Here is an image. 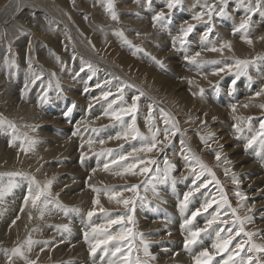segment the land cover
I'll return each mask as SVG.
<instances>
[{"label": "rangeland", "instance_id": "374dc122", "mask_svg": "<svg viewBox=\"0 0 264 264\" xmlns=\"http://www.w3.org/2000/svg\"><path fill=\"white\" fill-rule=\"evenodd\" d=\"M2 1L0 0V5L4 4V6L0 8V15L2 17L5 16V18L0 22V91L9 89L12 104L18 107V109L10 108V112H5L3 117L0 118L14 125L13 128L6 124L4 128H0V134L1 136H5V139L2 138V140L3 142L5 141L4 145H6V148L10 146L14 150L13 153H19L15 156V161H21L20 153L29 156L27 153L34 152L35 147H38L40 141H42L38 135H41L39 129L44 128V126L41 124L42 120H40L39 113L43 114L44 119L49 120L46 123L48 126L54 124L60 127L59 130L54 132L57 134L60 143L67 142L71 145V148H73L72 153H81L80 149L83 150V156L87 153H92L80 162L83 163L82 170L104 167V163L109 164L110 169H116L126 161H120L119 165H113L111 162L114 159H118L124 152L129 162L136 159V157L152 160V157L160 153L164 145L157 146L160 151L153 150L150 153L134 151L146 143L139 136L136 139H132L129 136L127 140L108 139L104 144L99 143L95 147V150L90 152L85 151V149L88 145L95 144L80 142V140H103L104 138L115 137L118 133L125 131L126 126L128 127L132 123L131 116H124V123L122 124L111 116L104 115V113L105 111H118L121 107L130 106L132 104V97L136 96L135 93H132V88L142 87L141 90H144L149 96L144 94L141 96L142 98L140 97L142 105L139 102L137 103V110L135 112L136 127L139 133L144 136H146L144 130L146 124L154 125V129L160 128L162 130L165 125L162 121L161 109L165 113H168L173 118V122L177 123L180 129L179 134L181 135V139L176 138L173 141V145H168V153L179 155L178 161L180 164L190 162L191 165H194L193 167H196V170L200 169L196 165V161L186 160L185 157L195 155L200 159L201 153L206 147L201 142V136H208L214 130L216 122V125L226 133V138L229 140L225 145L239 147L243 155L249 153L251 160L256 164L260 163L257 166L259 169L258 175L264 178V153H259L260 150L257 146H253L252 148L245 147L247 138L250 136V133L246 129L248 118H253L251 123L254 131L259 129V121L264 119V109L258 107V105L264 104V95L256 96V93L261 91L264 86V39H261V37H264V3L261 4L259 10L249 12V6L255 8L257 0H226V3L223 0H181V3L176 8L169 11L166 7L167 0H160V2L159 0H113L114 11L117 14V19L114 20L106 8L107 0ZM11 2H13L12 7ZM127 3H129V7H125ZM210 4L215 5L211 19H209L207 14L200 21L192 19L194 15L200 12L206 13L207 9L205 5ZM119 6L123 8H119ZM221 6L224 7L223 14H219ZM9 7L12 8V11L2 14ZM161 11L166 13L167 19L156 23V26L153 27V17ZM74 15L83 22L81 26L76 24L73 18ZM244 19H249L247 32L239 29V25ZM95 20L99 21L101 26L92 29ZM188 24H192L195 27L187 37V43L182 47L179 41H177L175 47H173V39L179 36L180 29L182 27L186 28ZM29 25L33 27L32 35L37 40V43L33 48L28 47L25 49L28 45L29 36L27 31L29 30ZM146 25L151 28L152 31H150L152 33L154 32V40L153 36L150 35L151 37H149L141 33V28ZM209 28L211 29L210 32ZM35 30L39 31V33L37 34ZM64 30H69L68 36L62 34ZM70 30L72 32L71 35ZM87 31H91V35L96 37L99 42V48H97L98 44L94 42ZM17 32L25 36V45L17 41ZM121 32L123 33V37L131 41V45L125 43L124 38L118 35ZM205 33H207L206 39L204 38ZM245 37L251 39L252 43H247ZM68 41L70 42L69 48ZM233 42L240 43L244 47V50L241 51L234 48L233 44L231 45V49L225 47L222 51L216 52L207 50L213 47L219 49L221 45ZM137 48L143 49V51L135 52ZM32 49L34 54H31ZM200 51L202 53L197 58L198 61L201 60L200 63H191L186 59V57H191ZM134 52L135 54H133ZM71 55L79 57V59H75L74 61L75 63L78 61L77 66L69 62ZM27 56L30 62H27ZM153 57H155V60L163 63V68L152 59ZM237 60L249 61L246 71L239 75H237L235 67ZM88 64L92 65L94 72L88 70ZM82 66L85 69L83 72L81 71ZM229 66L233 69L229 70ZM4 69H8L7 72H3L2 70ZM220 69H224V71H220ZM34 70L42 72L45 76L32 83ZM217 72L219 74L215 75L214 73ZM62 74L64 75L62 76ZM23 76H27V82L21 83L20 80ZM128 78L131 79V82L128 81ZM168 78L170 81L163 84L162 80H168ZM105 81H111V83L106 84ZM25 83L28 85L27 89H25ZM97 84H100L101 87H97ZM126 84L132 85V87L124 88L123 99H119L120 93L117 91V86ZM140 88H137L139 94L142 92ZM201 89H203V95L200 93ZM240 89L242 96L238 91ZM107 91H111L112 95L104 99L102 93ZM247 96L248 99L246 98ZM241 97H244L245 99L243 100L245 101H242ZM14 101H17V104ZM249 101H254V109H250L249 106L246 110L248 116H244L243 110L240 111L243 107L241 104ZM0 103H4L5 110L8 109L5 105V100L0 99ZM53 103L55 104L53 105ZM109 104L112 105L111 109H109ZM232 105H236V113L232 111ZM207 106L210 109L215 110V107L219 109L217 108L218 111L216 112L213 110L212 115L207 116L204 115V111L200 112L201 109H206ZM48 107L49 109H47ZM56 107H58L61 120L70 126L69 130L56 116ZM69 108L72 109L71 113L64 116V113ZM220 109L224 110L225 113L219 112ZM139 111L143 114L140 122L138 120ZM250 111L251 115H249ZM156 112H158V118L155 115ZM35 113H38V119L33 121L30 117ZM150 113L153 115V119L148 120ZM220 114L222 117L224 114L225 121L221 119ZM202 121L205 123H202ZM228 121L230 122L229 126L227 125ZM238 122L245 129L243 133H237L233 128V125ZM31 123L37 124L33 125ZM93 129H96V131L94 132ZM231 129L234 130V133H232ZM206 131L208 132L207 135H205ZM188 133L196 139L200 148L196 147V144H190L189 146L185 143L181 144L182 139ZM71 134L75 135L76 140L75 138L70 139ZM159 139L163 140L162 133ZM30 141H34L33 145L35 146H30ZM211 143L212 141H209V144ZM183 147L185 150H180ZM25 148H30V150L25 151ZM189 149L190 151H188ZM109 150H111L110 153ZM43 151L56 153L55 158H58L57 153H62L55 143L45 146ZM216 151L222 155L218 167L235 166L223 144H220L218 148L211 147L203 156L206 157L209 152ZM102 152L103 154H101ZM130 153L132 155H129ZM64 159L60 158L57 165H60ZM149 167L152 169L154 165H149ZM36 170L38 172L41 170L38 173V181L32 172L21 173L22 175L18 177L3 175L2 181H0L3 185H7L10 180L13 182L17 181L18 178L20 179L14 184L12 190L3 199H0V208L5 207V205L9 206L15 202H8L6 199H10L19 186L22 190H20L21 192L17 191L16 198L21 202L20 205L18 204L17 212H22L21 208L25 209L26 207L24 206L23 199L27 195L29 187H35V184L43 187L49 181H54V164L44 166L42 163H39ZM221 172L224 173L225 171L222 170ZM63 174L71 181H76L78 178L74 171H65ZM147 174L144 175L146 176ZM190 174L192 175L191 170ZM33 178L35 179V184L33 183ZM173 179L175 183L172 182ZM192 179H195V177L193 176ZM210 180H213L211 175L208 173L207 175L203 174L201 179L197 181V184ZM215 180L221 182L220 179L216 178V174ZM212 183L217 184L215 181ZM209 184L207 183L206 187L200 188V191L196 192L198 197H191L190 201L196 202L197 199L201 205L210 193L209 188L211 184ZM127 186H130V184L106 185L104 188L122 190ZM54 187L56 186H53L51 183V196L49 199L58 201V193L53 189ZM151 187V190L158 194V202L153 209L155 207H164L168 209L169 213V216L166 213L167 219L161 217L159 222L167 221V228L171 233L177 234L178 228L187 229L184 226L185 218H180L182 214L181 201L184 198V192L181 194L176 190V178L174 174L170 172L169 179L166 182L163 184L155 183ZM185 188L188 191L186 185ZM232 189L237 192V189ZM163 193L174 197L175 204L173 202L171 204L173 208L166 205V199L162 196ZM258 197L264 200V193H260ZM120 199L123 200L124 198ZM247 199L249 201L255 200V198ZM65 205L61 204L57 207V214L67 219L70 210ZM50 208L53 207H48L45 210ZM79 208L80 205H77L76 211L84 215L86 209ZM117 210L105 209L104 212L99 211L97 213L98 221L95 222V226H101L107 223L109 219H114L117 215ZM170 210H174V213ZM224 210L225 207L220 209V211ZM258 210H262L261 207ZM262 212L264 213V210ZM29 217L30 215L27 212L22 213L20 222L23 224V233L12 246L4 249V254H2L4 259L0 260L3 264H8V255L11 254V247L18 246L16 245L17 242L32 247L35 241H37L30 232L33 228L30 224L34 223L35 220ZM158 217L160 216L158 215ZM223 217L226 218L227 215H223ZM46 218L49 217L45 216ZM210 218L211 215L208 212H201L192 221L190 227L192 229L203 228L205 226L203 224ZM2 219V216H0V223H3ZM233 223L234 221H229L227 225L231 227ZM116 225L113 224L107 231L113 235ZM218 227H220L219 224L213 225V229ZM77 229L80 233L81 226H78ZM50 232L45 234L46 229L42 230L38 238L45 248L49 244L48 241L45 242L44 238ZM159 232L166 237L160 240L161 251L172 253L175 256L178 250L181 252L184 250L185 243L183 242L181 245L177 243L176 248L170 252L169 247L176 242L175 235H169L167 230L165 232L159 230ZM211 233L215 232L209 230L207 233H202L198 238L200 251L204 248H209L212 244L210 240ZM97 234L101 238H104L103 234ZM241 236L236 238L239 240ZM2 240H4V237H2ZM29 241H31L30 245ZM6 244H1L0 249L5 247ZM131 251L136 259L144 261L147 264H153L146 258L136 256L137 250L133 243L131 244ZM240 255L246 258L249 253L245 250ZM82 259V257L79 258L78 262L81 263ZM237 260H239V257H237ZM29 262H35V264H69L64 259L62 261L51 262L49 256L46 254H36L32 261L29 258L28 262H24L23 260L21 262L12 261V264H29ZM212 264H217L216 258Z\"/></svg>", "mask_w": 264, "mask_h": 264}, {"label": "bare ground", "instance_id": "6f19581e", "mask_svg": "<svg viewBox=\"0 0 264 264\" xmlns=\"http://www.w3.org/2000/svg\"><path fill=\"white\" fill-rule=\"evenodd\" d=\"M159 2H160V0H159ZM12 3L13 2H11V7H12ZM3 6H4V4H1L0 8H2ZM129 6H130L129 3H127L125 5V7H129ZM11 7H9L7 10H5L2 14H4L5 12L6 13L11 12L12 11ZM119 8H123V7L119 6ZM263 11H264V7H263ZM140 14H142V13H140ZM230 17H229V19H230ZM4 18H5V16L2 17L0 15V22ZM73 18H74V20L78 26H81L83 24V22H81V20L77 19V16L74 15ZM181 20H183V19H181ZM142 23H144V22H142ZM137 25H139V24H137ZM100 26H101V23L99 21L95 20L92 29L99 28ZM147 26L148 25H146L144 27L141 26L142 27L141 33H143L144 35H147L149 37L153 36L152 38L154 40V38H155L154 34H153L154 32L152 33L151 28L147 27ZM137 27H139V26H137ZM28 28H29V30L27 31V33H28L29 39H28V45L25 49H27L28 47L33 48L34 46H36V43H37V40H35V37L32 35L33 34V27H31V25H29ZM35 32L37 34L39 33V31H37V30H35ZM229 32H230V30H229ZM87 33L89 34V36H91L93 38L94 42L98 44L97 48H99V42L97 41L96 37H93L91 35V31H87ZM62 34L64 36H68L69 30L62 31ZM71 34H72V32L70 30V35ZM16 39L18 42L23 43L24 45L26 44L25 36H23L19 32L16 33ZM61 39H62V37H61ZM156 40H158V39L156 38ZM232 44H233L234 48H237L241 51L244 50V47L241 46L240 43H237V42L236 43L235 42L230 43V45H232ZM69 45H70V42L68 41V48H69ZM200 53H202V52L200 51ZM31 54H34L33 49L31 50ZM40 57H41V55H40ZM75 59H79V57L77 55L76 56L71 55L69 58V62L77 66L78 61L75 63L74 62ZM203 60H204V58H203ZM27 62H30L28 56H27ZM7 70L8 69H4L2 71L7 72ZM209 71H211V70H209ZM33 73H35V74L37 73L38 75H40V77L45 76L44 74H42V72H39L36 70H34ZM63 75L64 74H62V76ZM175 75L178 76L177 74H175ZM24 81L27 82V76H23L22 79L20 80L21 83H23ZM128 81L131 82V79L128 78ZM169 81H170L169 78H168V80H162L163 84H166ZM262 85H259V86H262ZM137 88H140V87L132 88V93L133 94L135 93L136 96H138V94H139L137 92V90H138ZM141 88H140V90H141ZM263 89H264V86H263ZM141 91L144 94H146L147 96H149L144 90H141ZM238 91H239V94L242 96L241 89ZM251 95H253V94H251ZM244 97H241L242 101H245V100H243V99H245ZM249 97H250V95H249ZM141 98H140V100L137 101V103L138 102L140 103ZM246 98L248 99V96ZM0 99L5 100V105L8 108L7 110H5L4 103H0L1 104L0 105V118L3 117L5 112H10V108L18 109V107L14 106L12 104V98H11V93H10L9 89H7L6 91H0ZM152 99L155 100L153 97H152ZM253 102H250V101L246 102V103L242 102L243 104H241V105H248V107L250 106L249 108L252 109L253 105H254ZM14 103L17 104V101H14ZM54 104L55 103H53V105ZM248 107L243 106L242 109L240 110V111L243 110L242 113L245 114L244 116H248V114L246 112ZM217 108L218 107H215V110H214L212 108L211 109L208 108V106H207L206 109H201L200 112L202 113L204 111V113H205L204 115L210 116V115H212L213 110L215 112L218 111L219 108L218 109ZM47 109H49V107ZM56 110H57L56 116L60 119L61 123L65 127H67V129L69 130L70 126L61 120V116L59 115L58 107H56ZM219 112L225 113L224 110H222V109H220ZM65 113H64V116H65ZM157 114H158V112L155 113L156 117L158 116ZM142 115H143L142 112L139 111V113H138L139 122H140ZM249 115H251V111H250ZM151 116L153 119V115H151ZM220 116H221V114H220ZM39 117H40V120H42L41 124H43V126H44V128L39 129V133L41 135H38L42 141H40V144L38 145V147H35L34 152L27 153L29 156H25L24 153H20L21 154L20 155L21 161H15V156L19 153H13L14 150H12L10 148V146H8L6 148V145H4L5 141L3 142V140H2V138L5 139V136L3 135L4 136L3 137L0 134V175L5 174V173H10L12 171L14 173H22V174H24V172H32L35 174V179L38 181V176H39L38 173L41 170L38 172L36 170V167L39 165V163H42V165H44V166H47L48 164H54V170H55V177L54 178L55 179L51 183L53 186H56L53 189H55L57 191L59 198H58V201H52V203L47 205V208L48 207H53V208L45 210L43 218H41L40 212L36 208H33L31 206V203H29L22 212H17L18 204L20 205V203H21L16 198V196L18 194L17 191L22 190V188L18 186L16 190L14 189L15 190V193H13L14 195L11 196L10 199H6V201H8V202L15 201V202L9 206L5 205V207L0 208V216H2V218H3L2 219L3 223H0V245L7 243L5 245V247H3L4 246L3 245L2 246L3 248L0 249V255H1L0 260L4 259V256L2 255V254H4L3 253L4 249L8 246H12V244H14L17 241V238L22 235L24 228H23V224L20 222V218L22 216V213L24 214L27 212L35 220L34 223L30 224L31 226H33L32 230L30 232L33 235V237L35 238V240H37V241H35V243L32 247H30V249H31L30 251H29V246L21 244L19 242L16 243V245H18V246L11 247L10 251L19 247L23 252V258L20 256H14L12 258V261H14V262H21L22 260L24 262H28L29 258H31V261H32V259L36 256V254H46L47 256H49V259L51 262L62 261L64 259V261L69 262V264H109V261H114L115 264H125V260L123 259V257H125V256L127 257V264H137V261H139L140 264H147L144 261H140V260L136 259L132 255L131 244L133 243L134 247L137 250L136 256L146 258L149 262H151L153 264H190L189 260L193 264H195V257L197 255H199V253L201 252L200 248H199L198 240H197V243L190 245L189 248H187V249L184 246V250L182 252L180 250H178V252L175 256H173L172 253L170 254L166 251L160 250V246H161L160 240H163L166 237L161 235L159 230H163L164 232L167 230L169 235H172V236L175 235L176 242H174V244L169 247L170 252H172L176 248L177 243H179V245H181V243H183V242L185 243V239L188 236L189 232L187 231V229L178 228L177 234L171 233L170 230H168V228H167L168 227L167 221L165 222V220H164V221L159 222V219L161 217H165L167 219L166 213L168 212V209L162 208V207H157V210H158L157 213L160 216L157 218H156V211L154 212L155 208L153 209V207L156 206V203L158 202V199H157L158 194L156 192H154L153 190H151L152 189L151 185L155 184V183L156 184H159V183L163 184L164 182L161 183V182H157V181H152L151 177L156 174L155 173V168H156L155 166H157V165H160L159 169L162 172L161 175H163V170L166 168V165L164 163L165 159H167L169 161V163L173 166V170L171 171V173H173L174 177L176 178V190L178 191V193L183 194V192L184 193L187 192L185 185H186L188 191L193 186V180L194 179H192L193 175L190 174V170L194 165H191L190 162L180 164L178 161V158L180 157L179 155L168 153V147H169L168 145L169 144L173 145L174 144L173 141L176 138L181 139V135L179 133H177L174 136H170L169 137L170 142L164 141V144H163L164 146L162 147L163 149H161L160 153H157L156 156L152 157V160L157 161V164L154 165V167L152 168V171L149 172L146 176L144 174L139 173L138 169L142 166L139 164L137 166V169H135V171H137L136 175H132L130 173H125L124 175L119 176V175H115V172L121 171L122 170L121 166H127V164H129V163H135L138 160V157H136V159H134L131 162H129L127 159V160H125L126 162L123 165L117 167L116 169H109V171H105L104 167L89 168L86 170H82L81 168L83 166V163H80V162L85 157H87L88 155H90L92 153H87L86 155L83 156L84 153H82L83 150H81V149H80L81 153H77V152L72 153L73 148H71V145L67 142L60 143V141L58 140L57 134L54 132V131L59 130L60 127L58 125H54V124H51L50 126H48L46 123L49 122V120L44 119V116L41 113H39ZM30 119L33 121H36L38 119V113L33 114L30 117ZM221 119L225 121L224 114H223V117L221 116ZM31 124L34 125L37 123H31ZM228 124H230L229 121H228L227 125ZM5 125L6 124L0 126V128H4ZM214 125H215L213 128L214 130L211 132L214 135V139L212 140L210 147H205V149H203V152L201 153L202 156H200V161L203 162V164H205L209 169H211V171L216 174V178L220 179L221 182H219L218 184H214L212 182H214V181L216 182L217 180H210L211 181V183H210L211 185L209 184L210 185V188H209L210 193H209V195H207L208 197L206 198V200H213L214 199L217 202H221L220 189H223V194L227 198V201L231 205V208L236 209V215L240 216V217L249 216L252 218L251 222H247L244 224L245 231L257 233V235H254L252 237V243H254L256 245H264V213L262 212V210H264V200L259 199V197H258V195L260 193H264V178L259 177V175H258L259 169L257 166H259L260 163L256 164L253 160H251L249 153L247 155L241 154V150L239 147L225 145L229 142V140L226 138V136H227L226 133L221 128L219 129V126L216 125V122ZM126 128H127V126H126ZM217 128H218V130H217ZM144 130H145L146 136H150L149 124L145 125ZM0 133H1V130H0ZM232 133H234V130H232ZM207 134H208V132L206 131L205 135H207ZM71 138L72 139L75 138V140H76V137L74 134H71L70 139ZM108 139H109V137L104 138L103 140L106 142ZM182 140L188 146L190 144L191 145L196 144L195 146L200 148V145L197 143L196 139L193 138L191 136V134H189V133ZM88 141L89 140H84V141L80 140V142H82V143H88ZM92 141H94V143H92V144H95V145H88V147L85 149V151L90 152V151L95 150V147H97V145L99 144V142H98L99 140L92 139ZM51 143H55V145H57L62 152V153H57L58 158H55L56 153H49V151L48 152L43 151V148L45 146L51 144ZM220 144H223L225 149H227L228 154L230 155V158L233 160L235 166L218 167L220 161H217L215 158V154L217 151L216 152H209V154L206 157L203 156L204 153L207 150H209L211 147L218 148L220 146ZM33 146H35V145H33ZM183 149H184V147L180 150H183ZM180 150H179V152H180ZM259 153H261V152L259 151ZM121 155L126 156V153L124 152ZM82 157H83V159H82ZM60 158H65V159L60 165H57ZM221 158H222V155H221ZM55 159H56V161H55ZM30 162H31V164H29ZM104 164H106V163H104ZM225 169L228 170L227 174H225V172L224 173L221 172L222 170L225 171ZM65 171H69V172L74 171L77 174V177H78L77 180L76 181L69 180L68 177L63 174ZM196 171L200 172V169H197ZM204 174L207 175L206 172ZM242 174H243V176H242ZM15 177H18V176H15ZM234 177H235L236 181H238V183L233 182ZM19 179L20 178H18L17 181H13V184L17 183L19 181ZM185 182H186V184L184 185ZM196 183H197V181H196ZM114 184H130V186L135 184V185L139 186L135 193L131 192V191H124L123 189L122 190L121 189L116 190V191H119L122 193V195L120 197H118L117 199H120V198L130 199L133 201L132 204L125 206L123 203H117V201L115 199L109 200L108 194H106L103 191V189H105L104 186H106V185H114ZM61 187H62V189H61ZM93 188L100 189L101 191L99 193L94 192ZM232 188L237 189V192L242 193L245 198L240 199L237 196V192L234 191V189H232ZM166 189L168 190V188H166ZM162 196L165 197V199H166V205H168L170 208H173L171 204H172V202L175 204L174 197L172 195L170 196L166 193H163ZM97 197L99 198L100 204L94 205L93 201ZM197 197H198V195L196 193H194V195L192 196V198H197ZM135 198H136V200H135ZM247 198H250V199L255 198V200L249 201ZM199 202L200 201L197 199H196V202L190 201L187 205V208H185L184 210L181 209L182 214L180 215V218H185V219L190 218L191 213L201 206L199 204ZM203 203H201V204H203ZM61 204L67 206L70 210V213H69V216L67 219L62 218L60 215L57 214V207H59ZM77 205H80L79 209H83V208L86 209L84 215L81 214L80 212L76 211ZM101 207L104 210L105 209H110V210L118 209L117 215L114 217V219H117L121 215H124L125 217L131 216L132 222L131 223L128 222L127 218H125V220L121 224L116 225V230H115V233L113 235H116L117 233L121 232L122 229H124L125 230L124 235L127 237L126 239L114 240V241H110L107 245H101L97 249L95 256H93L90 252L91 245H89V242H86L84 239V233H85V231H90L91 228L93 226H95V222L98 221L97 213L100 211ZM224 207H225V210L221 211L222 219L227 220V222L235 221V217L232 215L231 210L228 209L227 206H224ZM260 207L262 210L259 211L258 208H260ZM71 208H73V209H71ZM74 209H75V211H74ZM94 209H95V214L91 217V219H89L87 214L89 211H93ZM216 210H217V206H216V204H213V206L211 208H209L207 212L209 213V215H212L213 213H215ZM170 211L172 213H174V210H170ZM225 212L227 213L226 218L223 217ZM45 216H47L49 218L45 219ZM17 217H19V219H17ZM39 219H41V220H39ZM13 220L16 221L15 224H13L11 222ZM7 222L8 223L10 222V224H8ZM65 225L67 226V228L63 227ZM203 225H205V224H203ZM78 226H81L80 233L78 232V229H77ZM101 226L109 229L112 225L109 227L107 225V223H105V224H102ZM219 226L223 227V228L230 227L227 224H219ZM45 229H46L45 234H47V232L51 231L44 238L45 242L48 241V244H49V246L46 248L41 244L40 240L38 239L40 234H41L40 232L42 230H45ZM128 229H130L131 231L128 232L127 231ZM226 234H227L226 232L222 233V235H226ZM96 235L98 238L103 239V238H101V236L99 234H96ZM2 237H4V240H2ZM215 239H216L215 233H211L210 234L211 242L213 243L215 241ZM246 239H247V237H245L243 235L239 238V240L237 238H235L233 241V245L230 246V248L233 247L237 241L246 240ZM90 240H92V243L95 242V240L92 239L91 237H90ZM145 244H147L148 251L151 253L152 256L156 257V259L153 260L149 256H145V254H144ZM116 247H120L121 252L117 253L116 256H113L112 252L115 250ZM246 248H247V246H246ZM37 249H38V252H37ZM209 250L210 251L212 250L211 245L209 247ZM249 255H252L254 258L258 257L261 260L262 264H264V253L253 252V253H249ZM227 256H228L227 252L221 253L220 255L216 256L217 264H223V260L227 259ZM81 257L83 259H82V262L79 263L78 261H79V258H81ZM0 264H3V262H0Z\"/></svg>", "mask_w": 264, "mask_h": 264}, {"label": "snow or ice", "instance_id": "6c2138e0", "mask_svg": "<svg viewBox=\"0 0 264 264\" xmlns=\"http://www.w3.org/2000/svg\"><path fill=\"white\" fill-rule=\"evenodd\" d=\"M224 3H226V0H223ZM181 3V0H167L166 3V7L168 8L169 11H171L172 9L176 8L179 4ZM264 3V0H257L256 2V6L255 8H252L251 6H249L248 11L249 12H253V11H257L260 9L261 4ZM107 10L111 13L112 19H117L116 13L114 11V3L113 0H107V5H106ZM205 8L207 9V12H200L196 15H194L192 17V19L196 20V21H200L203 19V16L205 14L208 15L209 19H211L212 13L215 10V5H205ZM224 13V7L221 6L220 10H219V14H223ZM167 19V15L165 12L161 11L156 13V15L153 17V27L156 26V23L166 20ZM194 25L192 24H188L187 27H182L180 29V34L179 36H177L176 38L173 39V47H175V44L177 41H179V44L183 47L186 43H187V37L189 36V34L193 31L194 29ZM249 27V19H244L242 20V22L239 25V29L244 30L245 32H247V29ZM211 31V29L209 28V32ZM119 36L123 37V33H118ZM124 38V42L131 45V41H128L126 37ZM205 39L207 38V33H205ZM246 42L251 44L252 41L251 39H247V37H245ZM261 39H264V37H261ZM229 48L231 49V45L230 43H226L221 45V47L219 49L213 47L210 49H207L208 51H222L223 48ZM143 51V49H135V52H141ZM135 52L133 54H135ZM201 53L200 52H196L195 55L191 56V57H186V59L189 60V62L191 63H200V61H198V57H200ZM157 64L160 65L161 68H163V63L161 61L155 60V57L152 58ZM249 61H244V60H237L235 62V67L237 69V75L244 73L247 69ZM87 68L89 71H93L94 69L92 67L91 64L87 65ZM85 69L82 66L81 67V71L83 72ZM229 70H231V66H229ZM220 71H224V69H220ZM215 75H218L219 72L214 73ZM41 77L38 74L33 73V78H32V83H35L37 80H40ZM106 84H110L111 81H105ZM28 85L27 83L25 84V89H27ZM97 87H101L100 84H97ZM132 87V85H123V86H117V91L118 93H120V96L118 97L119 99H123V90L124 88H130ZM201 95H203V89L200 90ZM261 94H264V89H261V91L256 93V96H260ZM103 98L107 99L108 96L112 95L111 91H107V92H103L102 93ZM144 93L140 92V94L138 96H133L132 97V104L128 107H121L118 111H105L104 115L106 116H111L113 119L120 121L122 124L124 123L123 121V117L124 116H131V120L132 123L130 125H128V127L125 129V131H123L122 133H118L115 137H109V139H125L127 140L129 138V136L132 137V139H136L137 136H139L143 141H145L146 143H144L142 145L141 148L139 149H135L134 151L137 152H145V153H150L153 150L156 151H160V149L157 147L158 145H163L164 141H169V137L170 136H174L177 133L180 132L179 127L177 126V123L173 122V118L169 116L168 113H165L163 111V109H161V113L163 116V122L165 127L161 130L160 128H155L154 129V125H149V133L150 136H144L143 134L139 133L137 127H136V117H135V112L137 110V101L140 99L141 96H143ZM244 107H248V105H243ZM91 107V105H90ZM112 105L109 104V109H111ZM258 107L264 109V104L262 105H258ZM232 111L235 112L236 110V105H232L231 106ZM72 109L69 108L67 110V112L65 113V115L67 116L69 113H71ZM152 116L151 113L149 114L148 120H151ZM252 117L248 118V123L246 125L248 132L250 133V136L247 138V143L245 145L246 148H252L253 146H257L260 150L261 153H264V119H261L259 121V129L258 130H253L252 127ZM202 123H205L202 121ZM4 124H8L9 127H13L14 125H11L10 122L4 121L2 119H0V126L4 125ZM233 128L235 129V131L237 133H243L244 132V128H242L240 126V122L236 123L233 125ZM154 129V130H153ZM93 131L95 132L96 129H93ZM163 135V140L159 139L160 135ZM75 134V133H74ZM214 139V135L213 134H209L208 136H201V142L206 146V147H210L209 141H212ZM100 144H104V140H99L98 141ZM170 142V141H169ZM34 141H30L29 144L30 146L32 144H34ZM89 144L94 143V141L89 140L88 141ZM184 141H181V144H183ZM166 146V145H165ZM25 151L30 150L29 149H24ZM190 151V149L188 150ZM111 152V150H109V153ZM103 154V152L101 153ZM129 155H132L131 153ZM215 158L217 161H220L221 159V153L220 152H216L215 154ZM83 159V157H82ZM128 157L121 155L119 156L118 159H114L112 160V164L113 165H119L120 161H125L127 160ZM186 160H194L196 161V165L200 168V172L196 171V167H192L191 168V172L192 175L195 177V179L193 180V186L189 189V191L184 193V198L181 201V209L184 210L185 208H187L188 203L190 202V198L194 195V193L199 192L200 188L202 187H206L207 183H211V181H207V182H202L197 184L196 181H199L201 179V176L207 172L209 175L212 176V179L215 180V174L212 173L211 169H209L205 164H203V162L200 161L199 157H196L195 155H192L191 157L186 156L185 157ZM166 168L163 170V175H161V170L159 169V167L155 168V175L151 177L152 181H157V182H166L169 179V173L173 170V166L169 163V161L167 159H165L164 161ZM139 165H144L143 167H140L138 169L140 174H147L149 172L152 171V169L149 167V165H156L157 161L155 160H151V159H145V158H138V160L135 163H129L127 164V166H121V171H117L115 172V175H119L122 176L125 173H130L132 175H136L137 171H135V169H137V166ZM110 166L109 164H104V170L105 171H109ZM228 170L225 169V174H227ZM3 175H7L9 177H14V176H19L22 175L21 173H5L0 175V181H2V177ZM173 183H175V180L173 179L172 181ZM217 184L219 183V181H216ZM233 182L234 183H238V181H236L235 177L233 178ZM33 183L35 184L34 178H33ZM14 187L13 182L10 180L8 182L7 185H3L2 183H0V199H3V197L12 190V188ZM50 187H51V181H49L47 184H45L43 187H41L39 184H35V187H29L28 189V193L27 195H25L24 197V206H27L29 204V202L31 203V206L33 208H36L39 212H40V216L41 218H43L44 215V211L47 208V205L52 203V200L49 199V197L51 196V192H50ZM138 185H131V186H127L125 187L123 190L124 191H131V192H136L138 189ZM94 192L99 193L101 190L100 189H96L93 188ZM103 191L108 194V198L109 200H116L117 203H123L125 206L132 204L133 201L130 199H117L118 197H120L122 195L121 192L116 191L114 189H110V188H105L103 189ZM221 192V202H217L216 200H206L203 204H201V206L199 208H197L195 211H193L191 213V217L190 218H186L184 221V226L188 229V236L185 239V248H189L190 245L197 243L198 238L201 236L202 233H207L209 232V230H212L215 232V241L211 244V251L209 250V248H204L199 255H197L195 257V264H212V262L215 260L216 256L220 255L221 253H228L227 259L223 260V264H262L261 260L257 257L254 258L252 255H247V257L245 258V256H241V252H246L247 253H253V252H257V253H264V245H256L254 243H252V237L254 235H257V233H252V232H247L244 229V224L247 222H251V217L249 216H244V217H240L236 215V209L231 208V205L228 203L227 198L224 196L223 194V189H220ZM237 196L240 199H244L245 197L243 196L242 193L237 192ZM94 205H99L100 201L99 198L97 197L94 201H93ZM213 204H216L217 206V210L215 211L214 214L211 215V218L208 219L205 223V226L203 228H195L192 229L190 226L192 225V221L201 214V212H207L209 208H211L213 206ZM224 206H227L228 209L231 210L232 215L235 217V221L233 223V225L231 227L228 228H223V227H218L216 229H213V225L214 224H227V220L222 219V215H221V211L220 209L224 208ZM23 207L21 208V211H23ZM75 211V209H74ZM101 212H104V209L101 207L100 208ZM95 214V209L93 211H89L88 212V217L89 219H91V217ZM224 215H227V213L225 212ZM31 218V216L29 217ZM125 218H127L128 222H132V217L131 216H127L125 217L124 215L119 216L117 219H109L107 221V225L110 227L113 224H121ZM17 219H19V217H17ZM15 220L12 221L13 224H15ZM65 228H67V226H63ZM235 229V231H234ZM124 229L121 230V232L117 233L116 235H112L111 233H109L107 231V228H104L100 225H96L93 226L91 228L90 231H85L84 233V239L86 242H89L91 247H90V252L93 256H95L96 250L97 248H99L101 245H107L110 241H114V240H124L127 237L124 235ZM128 232H130L131 230L128 229ZM227 233L226 235H222V233ZM97 233H101L103 234L104 238L100 239L97 237ZM245 236L247 237L246 240H240L237 241L235 243V245L233 247L230 248V246L233 245V241L236 237L239 236ZM90 237L92 239L95 240L94 243H92V241L90 240ZM29 245L31 244V241L28 242ZM247 246V248H246ZM30 247H29V251H30ZM121 252V248L120 247H116L115 250L112 252L113 256H116L117 253ZM144 254L145 256H149L151 259H156V257L152 256L151 253L148 251L147 248V244H145L144 246ZM14 256H20L23 258V252L22 250L18 247L15 248L11 251V254L8 255V264H12V258ZM237 257H239V260H237ZM123 259L125 260V264H127V257H123ZM29 264H35V262H29ZM109 264H115L114 261H109ZM137 264H140L139 261H137Z\"/></svg>", "mask_w": 264, "mask_h": 264}]
</instances>
